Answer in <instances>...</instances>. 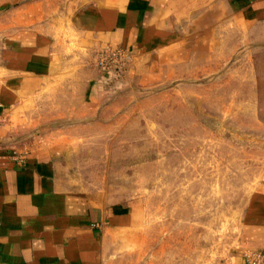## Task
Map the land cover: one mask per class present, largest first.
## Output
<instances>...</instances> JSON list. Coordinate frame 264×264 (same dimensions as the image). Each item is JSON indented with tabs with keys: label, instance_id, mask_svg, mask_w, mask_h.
<instances>
[{
	"label": "crops",
	"instance_id": "0c3cea01",
	"mask_svg": "<svg viewBox=\"0 0 264 264\" xmlns=\"http://www.w3.org/2000/svg\"><path fill=\"white\" fill-rule=\"evenodd\" d=\"M252 43H264V0H0V264H104L106 234L123 224L64 165L105 122L116 82L99 50L127 51L123 78L180 82L188 60L247 59ZM239 235L264 264V163Z\"/></svg>",
	"mask_w": 264,
	"mask_h": 264
},
{
	"label": "rangeland",
	"instance_id": "374dc122",
	"mask_svg": "<svg viewBox=\"0 0 264 264\" xmlns=\"http://www.w3.org/2000/svg\"><path fill=\"white\" fill-rule=\"evenodd\" d=\"M252 45L247 59L188 60L180 82L109 73L105 122L64 160L71 184L122 215L104 264H253L239 235L264 163V43Z\"/></svg>",
	"mask_w": 264,
	"mask_h": 264
},
{
	"label": "built area",
	"instance_id": "2783aa9c",
	"mask_svg": "<svg viewBox=\"0 0 264 264\" xmlns=\"http://www.w3.org/2000/svg\"><path fill=\"white\" fill-rule=\"evenodd\" d=\"M128 53L121 47L104 48L98 53L97 63L104 67L108 72L120 71L124 68V63ZM250 263L256 264L261 258L260 252L246 254Z\"/></svg>",
	"mask_w": 264,
	"mask_h": 264
}]
</instances>
